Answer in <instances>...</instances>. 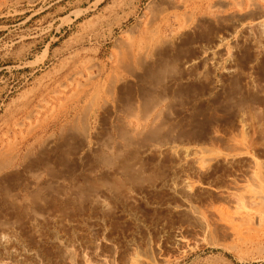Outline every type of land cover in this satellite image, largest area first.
Instances as JSON below:
<instances>
[{"label":"rangeland","instance_id":"rangeland-1","mask_svg":"<svg viewBox=\"0 0 264 264\" xmlns=\"http://www.w3.org/2000/svg\"><path fill=\"white\" fill-rule=\"evenodd\" d=\"M176 1L182 3L171 9L162 0H0V66L5 68L0 71V87L7 86L10 91L0 112V137L5 141L0 147L3 145L2 149L8 150L12 145L16 154L11 173L0 176V229L11 228L14 236L9 248L0 249V264H62L61 252L65 250L73 253V263L78 264L76 253L89 252L93 243L99 245V251L112 256L111 259L115 256V264L128 258L125 256L131 244L139 247H134L137 257L155 258L159 251L167 249L180 225H194L188 214L169 212L168 204L173 200L162 190L147 191L143 198L129 202L124 197L126 186L119 185L113 190L122 197L109 201L106 210H99L90 203V195L107 181V178L103 181L105 176L102 175L105 165L110 158L111 161L117 157L110 146L122 142L118 131L122 123L128 122L138 129L134 139L136 147L122 154L121 162L124 163L136 162L139 147L162 140L163 136L185 146L201 143L211 126L217 125L219 130L232 128L239 110L242 124L245 123L243 134L255 140V145L264 147V18L259 23L255 17L243 22L229 21L231 12L245 10V7L237 8L238 0ZM94 5H97L95 10L67 29L66 35L49 47L43 61L42 54L51 38L60 36L56 29L61 20L72 18L73 12ZM147 6L150 11L146 10ZM162 8L176 13L180 20L186 13L192 12L195 19L203 12L211 13L209 27L193 34L192 43L182 47L179 53L174 52L175 58L159 77H155V71L148 70H155L156 63H150L148 69L132 67L130 71L119 67L116 61L119 50L139 35L150 12ZM89 21L97 28L98 37L88 36L78 42L75 35L82 27L88 28L86 22ZM172 21L176 18L172 17ZM50 24L54 25L51 33ZM246 28L251 33L247 34ZM169 34L167 31L166 35ZM217 40H223L220 50L226 55L221 57L220 66L211 65L218 60V54L214 60L185 66L189 57H196L202 48L214 47ZM25 53L28 56L24 59ZM28 61L35 63L28 65ZM100 63L106 65V69L97 87L101 95L93 101L88 90L90 80L96 79ZM19 65L23 68L10 71V67ZM231 67L235 69L230 76L226 71ZM147 79H161V82L150 81L149 85ZM108 87L112 88L111 97ZM83 90H87L85 96H81ZM164 92L168 93V99L147 115L145 112L152 108L149 106ZM24 96L34 97L32 119L23 122L22 132L16 128L6 137L1 115ZM133 115H138L139 122ZM143 115H150L145 122ZM155 118L158 119L152 120ZM251 149V155L264 158L263 153ZM168 162L165 158L153 176L146 179L137 174L131 183L137 181L136 186L140 187L164 178ZM218 169L215 172L218 176L226 173ZM34 213L38 214V221L30 218ZM260 237L245 244L234 237L224 243L223 249L221 245L208 244L172 264H264V233Z\"/></svg>","mask_w":264,"mask_h":264},{"label":"bare ground","instance_id":"bare-ground-1","mask_svg":"<svg viewBox=\"0 0 264 264\" xmlns=\"http://www.w3.org/2000/svg\"><path fill=\"white\" fill-rule=\"evenodd\" d=\"M162 2L166 7L171 8V9L178 7L182 3V2L181 3L177 2L176 0H162ZM237 3H238L237 6H239L237 8L242 9L243 7H245V10L241 12L240 11L231 12L228 15L229 21L230 20L242 21L249 17H255L256 19H258L256 23H259L261 19L264 18V0H238ZM215 7L216 6H214V8ZM96 8H97V5H94L82 11L78 10V11L73 12L72 18L62 19L57 29L55 28L56 33L60 34V36L51 38L50 43L47 44V49L42 54L43 61L46 59L49 47L55 44L59 40V38L64 37L66 35L65 31L67 29H71L72 27H74L75 26L74 24H76L82 18H86V16L89 15V12L95 10ZM146 10L150 11L149 6L146 7ZM171 13L168 11L167 8H162L157 11L150 12V16L147 19V21L144 23V26H143L144 28H142L143 30H140L139 35L137 37H134L132 40H130L117 53L116 61L119 67H122L128 70L131 69L132 67L148 69L150 66V63L154 65L156 63L155 70L153 68L151 69L149 68L148 70L149 72L155 71V74H156L155 77L156 76L159 77L160 75H162L163 72L165 73L167 66H169V63H170L169 61L170 60L173 61V59L175 58L174 52L179 53L182 47H185L186 45H189L192 43L191 38L193 34H195L196 32L202 29H207L209 27L208 24L210 23V20H211L210 16L212 15L211 13L208 14L207 12H203L201 16L198 17L197 15L198 19H195L193 18V15L191 12V14L186 13L183 16V19L180 20L177 18L176 13L175 15ZM172 17L173 18L175 17L176 21H172ZM127 21H128V18H127ZM86 23L88 24V28L82 27V30L79 33L77 32V35L74 34L75 35L74 38L78 42L83 41L84 38L88 36H90V38L91 36H93L94 38L98 37L97 28L93 27L90 24V21ZM86 23H83L84 24L83 26H85ZM53 28H54V25L50 24V28H49L50 33L52 32ZM167 31H170L169 35H166ZM250 31L251 30L249 28H246L247 34L251 33ZM71 36H73V34ZM221 41L223 42V40L218 41V43L215 45L216 47L215 46L209 47V48L205 47L204 49L203 48L200 49L196 57H194L193 59L189 57V60L185 62V66L192 67L193 65L195 66L196 64L207 62L211 59L214 60L215 59L214 56L216 54H218V60L216 59L215 63L211 65H213L214 67L217 65L220 66L221 57L226 56L225 52L220 50ZM255 43L257 45V42ZM27 56H28V53H25L23 55V58L25 59ZM21 61H25V60H21ZM2 63H7V61L2 60ZM34 63L35 61H28L26 64L32 65ZM23 65L10 67V71L21 69L23 68ZM98 66L99 68L95 76L96 79L90 80V87L88 90V93H90L91 99L93 101L98 100L99 96L101 95V92L99 95V90H97L98 89L97 87L101 80L99 78L103 76V74L105 73V69H106V65L104 64L100 63ZM232 68L233 67L229 68V70L226 71V73L230 76L232 75V73H234L235 67L234 69ZM3 69L5 68L0 66V71ZM162 79H164V77ZM84 81L85 80H83V82ZM150 81L160 83L161 79H150ZM150 81H148L149 85H150ZM165 81L167 80L165 79ZM157 83H155L154 86H156ZM83 86L84 85L82 84V87ZM107 86H112V85H107ZM152 89H153V84H152ZM109 90H110V92H108L110 94L109 97H111L112 88H109ZM86 91L87 90H83L81 92V96H85L87 94ZM8 92L10 91L8 90L7 86L0 87V112L2 110V106L5 105V100L7 98L6 94ZM161 94L160 96H158L159 98L158 97L156 98L155 96H153V99L156 98V100L153 101L154 102L152 103L153 105L149 106L150 108L152 106V108L150 109V112L149 111L145 112L147 113V115L154 112L157 108H159L162 105L164 101L168 99V93L164 92L162 96ZM73 96L72 98H74ZM33 98L34 97L24 96L21 98V100L19 99L17 101H14L12 106L8 107L5 110L4 114L1 115L4 121V126L6 128V132H4L6 137H8L7 135L12 133L16 128H18L20 132H22L23 127L25 126L23 122L25 120H27V122L31 121L32 116H33V109H34L32 108V106H35L33 105V102H34ZM103 101L104 99L102 100V102ZM149 107L147 109H149ZM89 112H90V108H89ZM142 114H144V111ZM147 115H145L146 117L143 115V117L146 118V119H143L144 122L147 121V119H149L150 115L148 117ZM165 115H167V113ZM133 116L135 117L134 120H137L139 122V119H138L139 117L137 118L138 115L137 116L133 115ZM159 116H162V115H158V117ZM242 118H243L242 112L239 110L235 113V120H234L235 123L232 128H227L225 130H219L217 125L211 126V128H209V132L207 133L206 138H204L202 142L200 141L201 143H197V142L192 143V144L190 143V145L185 146L182 143H176L175 140H171V139L167 140V138L163 136V138L161 137L162 140L160 139L156 142L145 144L144 146L140 145L141 147H139L138 153H137L138 158H137V161L134 163L121 162V157H123L122 154L124 155L127 149L130 150L132 146L134 147L136 145L134 139L136 138L138 129L136 130L135 128L131 127L130 123L128 122L125 124L119 123L120 125H123L121 130H118L120 131V134L122 136L121 138L122 142L120 144L117 143L116 145L110 146L111 151L116 152L117 157L115 160L113 159L111 161H110L111 159L110 158L108 161V165H105V169L103 170L102 175L103 177L105 176L103 181H106L105 178H107V181L102 184L103 186H99L98 190L94 191L90 195V203L94 207L98 208L99 210H106L109 206L108 205L109 201L110 202L118 201L119 197L120 196L122 197V195H119V193H117L116 190H113L115 187L118 188L119 185L126 186L124 197L129 202L130 201L136 202L137 198H143L147 191L162 190L165 195H167L170 199L173 200L172 204L170 203L168 204L169 212L171 214H177V215L178 214L180 215L181 213H184L186 215L188 214L189 218H191L193 221L191 223L192 224L194 223V225L185 226V227L184 226L181 227L180 225V228L177 229V231L174 233L173 237L171 238L172 240L169 241L170 245L167 247V249L165 248L164 252L159 251L158 254L155 256V258L144 257L145 255H141L143 257H137L135 255V248H134V247L137 248V246L135 245L133 247L132 244L131 245L129 244L130 246L127 249V254L126 256L124 255L126 258L127 257L128 258L124 262L122 261L123 263L121 262V264H172L174 260L185 257L200 249H204L205 247H207L208 244L209 246L210 245L212 246L221 245V249H223L224 247L222 248V246H224V243L227 240L229 241L233 239L234 237H237L236 239L243 241L245 244V242L246 243L254 242L264 233V158L260 159L256 155H251L249 152L251 148H252L251 151L254 148V150H256L255 153H257L258 151L259 153L264 154V147L260 146L259 144L255 145L256 144L254 143L255 140L251 141L248 135L245 134L246 135L245 136L243 134L244 127L242 125H244L245 123L242 124ZM157 119L155 118L152 120H157ZM149 122L151 124V120ZM154 122L155 121H153V123ZM82 124L84 125V123ZM75 127L76 126H74L73 128ZM29 130H32V129H29ZM15 135H17V133ZM168 138H170V136ZM108 142H111V141H108ZM3 143H5V141L3 140V138L0 137V144H3ZM7 143L9 144V142ZM1 146L3 147V145ZM2 147H0V176L9 172L10 169H13V162H14L13 158H15L14 155H16L14 154L15 148L12 147V145H11L12 149L8 146L10 148L8 150H3ZM16 153L18 154V152ZM165 158H168L169 162H168V167L166 166L167 173H166V176H164V178L155 180L154 182H150L148 184H144L140 187L136 186L137 181L135 184L131 183L132 181H134V179L136 180L138 176L137 174H140L141 176H145L146 179L147 177L153 176V174L157 172V168L160 166V164L161 165L163 164L162 161H164ZM145 161L148 163H145ZM100 165L102 166L101 162H100ZM218 168H221L222 170L226 172L221 177L218 176L217 173H215ZM148 171H150V173L146 174L148 173ZM10 173L11 172H9V174ZM198 196H201V197L198 198ZM62 197H63V194H62ZM36 215L38 214H35L33 215V217H30V218H32L33 221H36V220L38 221V217ZM39 220L41 219L39 218ZM12 236H13V229L1 227L0 229V249L9 248V244L11 243L10 241H11ZM12 238H14V236ZM159 246L160 245H158V247ZM141 248L143 250V247ZM86 249H89V248L86 247ZM86 249H83V251ZM88 251L89 252L87 253L85 252L76 253V255L78 254L77 256L78 264H115L114 263L115 256L113 255L114 256V260H113L111 259L113 258L112 256H110L111 257L110 258L108 254L105 255L106 252L103 253L101 249H100L101 251L100 252L99 245L98 244L96 245V243L95 244L93 243ZM11 252L13 251L11 250ZM61 253H62L61 254L62 258L60 257L61 258L60 261L62 262V264L63 263L64 264H74L72 257H71V254H73L72 252L70 253L69 250L68 251L65 250L64 252H61ZM149 254L150 253H148V255ZM122 259L124 258H121L120 260Z\"/></svg>","mask_w":264,"mask_h":264}]
</instances>
